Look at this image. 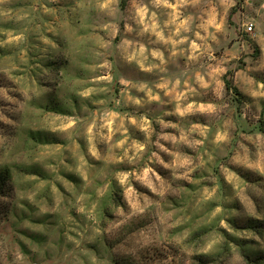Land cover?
<instances>
[{"label": "rangeland", "instance_id": "1", "mask_svg": "<svg viewBox=\"0 0 264 264\" xmlns=\"http://www.w3.org/2000/svg\"><path fill=\"white\" fill-rule=\"evenodd\" d=\"M247 11L244 0H0V89L13 100L33 88L46 97L31 103L28 119L59 136L38 140L28 131L26 141L55 149L52 157L78 146L98 184L105 173L149 169L181 190L162 205L176 229L170 234L188 230L192 244L211 242V213L229 207L225 196L237 212L250 203L264 215L256 195L264 194V38L242 27L238 13ZM11 104L0 95V113L15 120ZM16 147L29 151L27 142ZM237 158L239 167L227 163ZM66 162L81 164L75 156ZM17 172L22 191L39 189L44 200L55 196L52 185L63 192L51 174ZM203 189L215 192L198 204ZM10 219L19 217L10 211L0 225ZM237 223L248 226L238 231L264 227ZM225 253L226 246L208 264H225Z\"/></svg>", "mask_w": 264, "mask_h": 264}, {"label": "clouds", "instance_id": "2", "mask_svg": "<svg viewBox=\"0 0 264 264\" xmlns=\"http://www.w3.org/2000/svg\"><path fill=\"white\" fill-rule=\"evenodd\" d=\"M244 6L247 13H238V19L242 16L244 20L242 27L249 31L255 27L257 32L252 35L260 34L264 38V0H244ZM258 47L264 58V45ZM243 50L248 49L244 46ZM0 95L12 101L7 110L15 116V120H8L0 113V120L6 125L0 127V174L8 176V188L0 191V218L10 211L19 217L18 220L10 219L7 226L0 225V264H200V261L208 264L225 246V264H246L240 255L241 248L229 240L241 245L244 255L254 264H264L261 259L264 258V227H254L256 232L237 230L248 227L238 224V218L264 223V215L256 213L250 203L238 205L241 210L237 212L231 207L234 198L225 196L223 203L229 207H217L211 213L214 218L211 242L205 240L194 245L188 230L170 234V229H176L169 223V214L162 209L169 195L175 198L174 194L180 189L173 188L154 172L148 175L147 168L127 175L105 173L108 179L102 184L96 183V175L100 173L88 175L83 167L84 157L76 150L78 146L73 149V145H69L73 150L67 158L62 154L52 157L55 149L26 141L24 133L28 131L38 140L59 136L56 128L48 125L38 128L28 119L31 103H44L46 97H41L35 88L31 93L24 90L21 100H13L2 89ZM25 142L29 151H18L16 146ZM85 147L90 156L98 158L94 146ZM73 156L79 159L80 166L66 162ZM227 163L239 167L238 158ZM17 169L51 174L63 192L52 185L55 196L49 195L44 200L36 195L39 189L22 191ZM221 171L226 172L224 165ZM129 176L132 179H128ZM113 177L115 188L111 185ZM231 182L225 175L226 186ZM202 192L198 204L209 199L215 189ZM256 195L264 212V194Z\"/></svg>", "mask_w": 264, "mask_h": 264}, {"label": "trees", "instance_id": "3", "mask_svg": "<svg viewBox=\"0 0 264 264\" xmlns=\"http://www.w3.org/2000/svg\"><path fill=\"white\" fill-rule=\"evenodd\" d=\"M227 85L228 87H230L231 83L227 81ZM7 186H8V176L4 174H0V191L6 190Z\"/></svg>", "mask_w": 264, "mask_h": 264}]
</instances>
